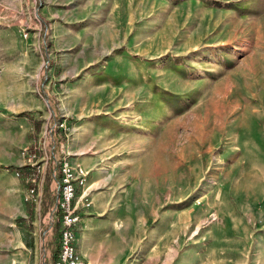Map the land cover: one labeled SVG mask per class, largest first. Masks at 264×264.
Listing matches in <instances>:
<instances>
[{"label":"rangeland","instance_id":"374dc122","mask_svg":"<svg viewBox=\"0 0 264 264\" xmlns=\"http://www.w3.org/2000/svg\"><path fill=\"white\" fill-rule=\"evenodd\" d=\"M63 118L135 262L264 264V0H0V264L59 238L16 172Z\"/></svg>","mask_w":264,"mask_h":264},{"label":"built area","instance_id":"2783aa9c","mask_svg":"<svg viewBox=\"0 0 264 264\" xmlns=\"http://www.w3.org/2000/svg\"><path fill=\"white\" fill-rule=\"evenodd\" d=\"M66 129V119H56L48 129L50 140L44 136L31 146H25L23 154L26 160L16 174L25 184V201L34 205L39 219L42 217V205L47 200L48 180L54 184L51 190H56L55 202L44 215L43 229L45 236L52 231L55 223L60 224L58 254L54 264H91L78 251L76 242V226L81 219L79 210L90 204V201H85L88 194L84 193L90 170L81 163L74 164L65 144L57 142V131ZM79 187L82 188L80 195L77 192Z\"/></svg>","mask_w":264,"mask_h":264},{"label":"crops","instance_id":"0c3cea01","mask_svg":"<svg viewBox=\"0 0 264 264\" xmlns=\"http://www.w3.org/2000/svg\"><path fill=\"white\" fill-rule=\"evenodd\" d=\"M83 145H79L74 149L69 150L72 155L80 152L76 157L71 156V161L81 163L85 167L91 165V159L84 153ZM73 158V159H72ZM88 168V167H87ZM90 170V168H88ZM90 177V174H89ZM52 188V187H51ZM81 191V188H78ZM86 191H84L85 193ZM23 201V200H22ZM92 210H86L85 207L79 210L81 219L78 222L76 229L81 232L80 238L77 241V249L91 264H145V259L142 262H135V247L132 236H127L126 231L121 229L118 223L122 221L124 216L109 215L103 213L102 204L94 203ZM111 231V234H110ZM31 234L37 239V230H32ZM53 235L50 239V247H45L40 251V256L37 255L33 262L29 264H54L58 247L55 243H59V238L54 241ZM57 237V236H56ZM138 254V253H136ZM133 255L132 260L129 258ZM39 256V257H38Z\"/></svg>","mask_w":264,"mask_h":264},{"label":"trees","instance_id":"16d2710c","mask_svg":"<svg viewBox=\"0 0 264 264\" xmlns=\"http://www.w3.org/2000/svg\"><path fill=\"white\" fill-rule=\"evenodd\" d=\"M58 225H59V222H58ZM55 256H57V253H56V255Z\"/></svg>","mask_w":264,"mask_h":264},{"label":"bare ground","instance_id":"6f19581e","mask_svg":"<svg viewBox=\"0 0 264 264\" xmlns=\"http://www.w3.org/2000/svg\"><path fill=\"white\" fill-rule=\"evenodd\" d=\"M86 188V187H85Z\"/></svg>","mask_w":264,"mask_h":264}]
</instances>
